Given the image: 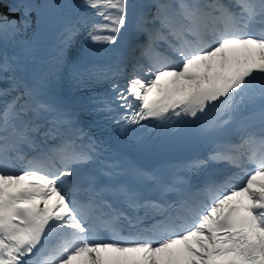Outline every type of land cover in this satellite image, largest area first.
Masks as SVG:
<instances>
[{
    "label": "snow or ice",
    "instance_id": "6c2138e0",
    "mask_svg": "<svg viewBox=\"0 0 264 264\" xmlns=\"http://www.w3.org/2000/svg\"><path fill=\"white\" fill-rule=\"evenodd\" d=\"M7 2L19 15L0 11V264H264V0H80L40 80L26 73L41 5ZM65 71L109 83L94 110L134 128L133 147L158 129L210 149L140 166L59 98Z\"/></svg>",
    "mask_w": 264,
    "mask_h": 264
}]
</instances>
